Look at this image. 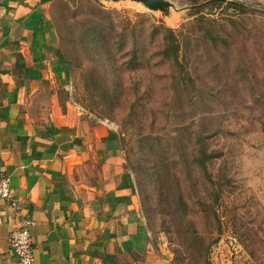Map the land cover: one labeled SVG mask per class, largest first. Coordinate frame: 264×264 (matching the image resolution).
Masks as SVG:
<instances>
[{
	"label": "rangeland",
	"instance_id": "obj_1",
	"mask_svg": "<svg viewBox=\"0 0 264 264\" xmlns=\"http://www.w3.org/2000/svg\"><path fill=\"white\" fill-rule=\"evenodd\" d=\"M169 1L52 6L75 101L119 132L170 264H264V0Z\"/></svg>",
	"mask_w": 264,
	"mask_h": 264
},
{
	"label": "crops",
	"instance_id": "obj_2",
	"mask_svg": "<svg viewBox=\"0 0 264 264\" xmlns=\"http://www.w3.org/2000/svg\"><path fill=\"white\" fill-rule=\"evenodd\" d=\"M60 0H0V264L30 219L34 264H170L145 220L119 132L74 98L50 12ZM161 237H159L160 239Z\"/></svg>",
	"mask_w": 264,
	"mask_h": 264
},
{
	"label": "built area",
	"instance_id": "obj_3",
	"mask_svg": "<svg viewBox=\"0 0 264 264\" xmlns=\"http://www.w3.org/2000/svg\"><path fill=\"white\" fill-rule=\"evenodd\" d=\"M0 200L9 202L14 210L19 208L12 197L10 180L2 174H0ZM33 226L34 222L32 220L21 218L19 229L9 238V245L16 256L18 264H34L30 235V229Z\"/></svg>",
	"mask_w": 264,
	"mask_h": 264
},
{
	"label": "water",
	"instance_id": "obj_4",
	"mask_svg": "<svg viewBox=\"0 0 264 264\" xmlns=\"http://www.w3.org/2000/svg\"><path fill=\"white\" fill-rule=\"evenodd\" d=\"M104 2H133L141 5L150 12H159L163 15H168L171 9H174L173 4L169 0H100Z\"/></svg>",
	"mask_w": 264,
	"mask_h": 264
},
{
	"label": "trees",
	"instance_id": "obj_5",
	"mask_svg": "<svg viewBox=\"0 0 264 264\" xmlns=\"http://www.w3.org/2000/svg\"><path fill=\"white\" fill-rule=\"evenodd\" d=\"M218 0H215L214 2H217ZM233 6H238L239 4H232ZM166 39L168 40V43L166 47L162 51V57H169L170 54L173 56L174 62L177 61V50L179 48L177 41H176V35L175 32L171 29H166Z\"/></svg>",
	"mask_w": 264,
	"mask_h": 264
}]
</instances>
